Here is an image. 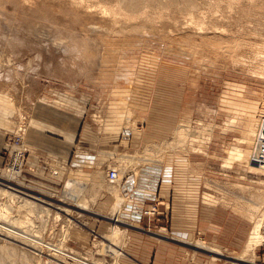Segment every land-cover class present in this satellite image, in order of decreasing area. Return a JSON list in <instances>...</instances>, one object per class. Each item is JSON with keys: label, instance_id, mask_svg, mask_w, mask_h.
I'll return each instance as SVG.
<instances>
[{"label": "rangeland", "instance_id": "1", "mask_svg": "<svg viewBox=\"0 0 264 264\" xmlns=\"http://www.w3.org/2000/svg\"><path fill=\"white\" fill-rule=\"evenodd\" d=\"M121 2L0 0V185L16 190L0 192V226L43 244L1 229L2 264H264V177L228 161L244 119L264 117V0ZM78 117L68 159L29 163L30 132L54 143ZM73 179L103 189L83 212L64 197Z\"/></svg>", "mask_w": 264, "mask_h": 264}, {"label": "bare ground", "instance_id": "2", "mask_svg": "<svg viewBox=\"0 0 264 264\" xmlns=\"http://www.w3.org/2000/svg\"><path fill=\"white\" fill-rule=\"evenodd\" d=\"M164 2V0H122V5L125 6L126 8H129L131 10L135 9L134 11H136L138 9V6L141 7L142 4H148L149 6H152V5H158L160 6V2ZM166 2H164L165 6H173V5H177V7L180 5L181 6V9H191L193 10L194 7H195V2L196 0H165ZM162 2V4H163ZM159 3V4H158ZM121 5V4H120ZM145 6V5H144ZM139 7V8H140ZM164 7V5H163ZM142 8V7H141ZM140 8V9H141ZM162 8V7H161ZM166 8V7H165ZM115 15V14H114ZM134 28V27H133ZM136 28V27H135ZM243 122V120H242ZM260 125V126H259ZM182 126V125H181ZM177 137H178V142H183L182 140V137H185L184 134H183V130L180 128V130L177 132ZM239 133V132H238ZM239 145H240V149L239 151L237 152H231L229 151V156H228V161L229 162H233V163H237L238 161V165L243 168V169H246L248 170V173H257L260 177H264V165L262 166H258L256 165L255 163H253L251 161V158L254 157L257 153H260L259 152V149H263L264 148V123H258L256 124V121L254 120H251V119H244V123H243V126H242V129H241V138L239 139ZM238 142V141H237ZM24 144V143H23ZM263 144V145H262ZM172 146V145H171ZM170 146V147H171ZM175 146V145H174ZM172 148H175V147H172ZM152 149V148H151ZM165 149H168V144L166 142L160 144V146H158L157 150L160 151V153H162ZM147 150V149H146ZM159 151L155 152L154 155H159ZM14 153V152H13ZM12 153V154H13ZM16 154V153H15ZM145 155L147 153H144ZM163 154V153H162ZM16 156V155H15ZM147 156V155H146ZM145 157V156H144ZM129 158V157H128ZM149 161H154V159L152 157H149ZM162 157L161 156H158L156 157L155 156V159H161ZM133 160V159H132ZM146 160V159H145ZM148 160V159H147ZM13 161V160H12ZM15 161V160H14ZM13 161V162H14ZM131 161V160H129ZM134 162H137L135 161V159L133 160ZM16 162V161H15ZM133 162V163H134ZM12 164V163H11ZM19 164V163H18ZM14 165V164H13ZM20 165V164H19ZM18 166V165H17ZM21 166V165H20ZM16 168V167H15ZM20 168V167H19ZM17 168V170L19 169ZM12 169V167L10 168ZM110 171H113L115 173V177L112 181H115L117 180V172L115 170H110ZM109 171V172H110ZM53 175V174H52ZM99 175V174H98ZM95 177V176H94ZM100 177V176H98ZM97 177V178H98ZM95 179V178H93ZM100 179V178H99ZM109 179V177H108ZM96 180V179H95ZM109 181H111L109 179ZM259 184L260 185H263L262 187H264V181L262 180H259ZM257 183V182H256ZM9 186V185H8ZM8 186H3V185H0V192L1 193H4L5 195H7V193L9 192L8 191ZM3 187V188H2ZM10 187L12 189H9L13 192H16V190H14V187H12L10 185ZM66 189H67V192L64 194L65 196L64 197H67L71 202H73L74 204H76L77 206V209L78 211H85L86 209V206L88 205V201H89V198L87 199L86 195H88L89 197H92V196H95L97 195L98 191H101L102 189V186L98 181H93L89 186L85 183H82V181H80L79 179V182L77 181V179H73V180H69L67 183H66ZM114 187V186H113ZM240 187V186H238ZM241 188V187H240ZM16 189V188H15ZM112 189V187H111ZM243 189V188H241ZM245 189V188H244ZM103 190V189H102ZM20 192V191H19ZM11 193V192H9ZM255 194H252L254 195V200L256 201V203H262L264 204V190H259V192H254ZM14 196L15 193H13ZM99 194V193H98ZM118 194V193H117ZM2 195V194H1ZM23 195V194H22ZM92 195V196H90ZM25 197H29V199H31V201H28V199H24L25 202L24 205H26L27 207L28 206H32L31 204L35 205L34 201H37L39 202L41 199L37 198V197H31L30 195L28 196L27 194L23 195ZM13 197V196H12ZM115 197V196H114ZM117 197V196H116ZM17 198V196H16ZM19 198V197H18ZM93 198V197H92ZM20 199V198H19ZM65 199V198H64ZM33 200V201H32ZM117 200V199H116ZM121 206V201L118 199L117 202L115 203V210H116V213L118 214V211L120 210V207ZM259 208L256 209V212ZM68 212H70L69 210H66ZM0 212V217L2 218H6L9 214H7V211L5 209L1 210ZM114 213V212H113ZM116 214V215H117ZM256 215V214H255ZM58 217V216H57ZM251 219H254V215L251 217V215L249 216ZM261 217V216H260ZM8 218V217H7ZM1 219V218H0ZM258 219V222L256 221L255 223V226H254V229L252 230L251 234L249 235V238L247 240V243H246V246L244 248V253L246 255H249L250 252H251V247L253 244H256V243H259L260 240H261V236L259 234V230L261 228V225L263 224V219H259V218H256ZM6 220V219H5ZM9 220V219H8ZM7 220V221H8ZM111 220V219H110ZM1 221V220H0ZM4 222V220H2ZM1 221V222H2ZM0 222V223H1ZM114 223H117L118 222V219H117V216H114V220H113ZM4 226V225H3ZM7 226V225H6ZM11 227H2L0 226V230L3 231V233H6L7 235L11 236L12 234H15L17 235L18 237L20 236V239H22L23 241L26 240L28 241V239L30 240V238H28L25 234H19V233H15ZM14 228V227H13ZM6 229V230H5ZM0 231V232H1ZM118 229L116 226H112V235H117ZM12 233V234H11ZM15 235L13 237H15ZM11 236V237H12ZM16 236V237H17ZM10 239V238H9ZM25 242V241H24ZM29 242H32L33 245H43L41 243H38V242H35V241H32L30 240ZM26 244V243H25ZM29 244V243H28ZM6 245V244H5ZM12 245V244H11ZM31 246V245H30ZM203 245L201 244L199 246V249L200 248H203L202 247ZM3 247H7L6 248V252H5V255L7 257H11L13 255V250L8 247V246H2L0 247V264H2V258H1V255H2V252H3ZM35 248V247H34ZM37 248V247H36ZM38 249V248H37ZM42 249V248H41ZM196 249V248H195ZM35 251V250H34ZM57 252V251H56ZM73 259V258H72ZM75 262L78 261V259H74ZM24 263L23 264H30L29 261L26 259H23ZM81 262V261H80ZM83 262V261H82ZM81 264H84V263H81ZM236 264V263H235Z\"/></svg>", "mask_w": 264, "mask_h": 264}, {"label": "crops", "instance_id": "3", "mask_svg": "<svg viewBox=\"0 0 264 264\" xmlns=\"http://www.w3.org/2000/svg\"><path fill=\"white\" fill-rule=\"evenodd\" d=\"M137 114V113H136ZM141 118V115H137V117ZM77 123V131L75 132L74 130H70L69 132H67L64 137L62 136H56V137H52L53 140L56 142H58V147L57 145L54 143L49 142L48 140H46V138H48L47 135L44 134V131H32V133L30 132L29 135L26 136V143L28 144V150L30 152V158H29V163H36L38 162L40 159L43 158H50L47 157V153L52 154L55 157H61L64 156L65 158L68 159L71 151L74 148V143L75 141H77V138L80 137V131H81V122L79 117L77 118V121L75 122ZM74 124V122L72 123ZM135 128H129V130L134 131ZM175 129V128H174ZM174 132V130H173ZM64 132L62 131V134ZM75 133H77L75 135ZM59 138H61L62 140H59ZM53 146L51 148H49L48 146H46V144ZM69 154V155H68ZM81 157H86L84 154L79 153V156L77 158V160L74 161L73 164H78L79 162L82 161ZM89 157H91V155H89L87 158V160L89 159ZM93 161H94V156L92 157ZM159 160V159H157ZM67 161V160H66ZM156 161V160H154ZM151 161V162H154Z\"/></svg>", "mask_w": 264, "mask_h": 264}, {"label": "built area", "instance_id": "4", "mask_svg": "<svg viewBox=\"0 0 264 264\" xmlns=\"http://www.w3.org/2000/svg\"><path fill=\"white\" fill-rule=\"evenodd\" d=\"M260 123L261 124L264 123V117L261 118ZM259 152L260 153H257L254 157L251 158V161L253 163H255L256 165H258V166H262V165H264V148L263 149H259ZM108 177L112 181L114 179V177H115V173L113 171L110 172Z\"/></svg>", "mask_w": 264, "mask_h": 264}]
</instances>
